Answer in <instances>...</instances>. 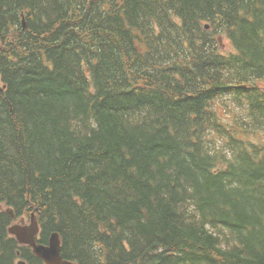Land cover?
Returning <instances> with one entry per match:
<instances>
[{"label":"trees","instance_id":"16d2710c","mask_svg":"<svg viewBox=\"0 0 264 264\" xmlns=\"http://www.w3.org/2000/svg\"><path fill=\"white\" fill-rule=\"evenodd\" d=\"M0 87L4 264H264V0H0Z\"/></svg>","mask_w":264,"mask_h":264},{"label":"water","instance_id":"95a60500","mask_svg":"<svg viewBox=\"0 0 264 264\" xmlns=\"http://www.w3.org/2000/svg\"><path fill=\"white\" fill-rule=\"evenodd\" d=\"M8 213L13 215V213L10 210L8 211ZM25 231L26 234H24ZM9 232L13 236H15L20 243L32 246L34 249V253L42 260H44L47 264H71L64 261L61 256L62 240L58 233H53L51 235V237L49 238V245L47 247L37 244L36 236L39 233V227L34 219L32 225L29 228L12 226L9 229ZM0 256H1V243H0ZM19 264H25V263L20 262Z\"/></svg>","mask_w":264,"mask_h":264},{"label":"flooded vegetation","instance_id":"af4514ba","mask_svg":"<svg viewBox=\"0 0 264 264\" xmlns=\"http://www.w3.org/2000/svg\"><path fill=\"white\" fill-rule=\"evenodd\" d=\"M8 241V240H6ZM5 241V242H6ZM1 245L3 247V243L1 242ZM19 260L24 261L26 264H45L41 259H39L38 257L34 256H29V258L25 259L23 256H20V253H18V258L15 260L14 258H10V264H18ZM64 261H66L65 259H63ZM68 262V261H66ZM0 263L4 264V261L0 258ZM70 263V262H68Z\"/></svg>","mask_w":264,"mask_h":264},{"label":"rangeland","instance_id":"374dc122","mask_svg":"<svg viewBox=\"0 0 264 264\" xmlns=\"http://www.w3.org/2000/svg\"><path fill=\"white\" fill-rule=\"evenodd\" d=\"M30 220H32V219H31V217L29 216V218H27V223H28V224H27V225H21V226H26L25 228H29L28 226L31 225ZM40 228H41V227L39 226V230H40ZM24 234H26V231H25ZM223 262H224V261H222L221 263L224 264Z\"/></svg>","mask_w":264,"mask_h":264}]
</instances>
